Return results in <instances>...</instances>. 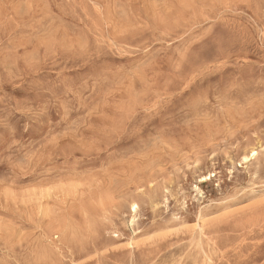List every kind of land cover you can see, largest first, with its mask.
<instances>
[{
	"label": "rangeland",
	"instance_id": "obj_1",
	"mask_svg": "<svg viewBox=\"0 0 264 264\" xmlns=\"http://www.w3.org/2000/svg\"><path fill=\"white\" fill-rule=\"evenodd\" d=\"M0 264H264V0H0Z\"/></svg>",
	"mask_w": 264,
	"mask_h": 264
},
{
	"label": "bare ground",
	"instance_id": "obj_2",
	"mask_svg": "<svg viewBox=\"0 0 264 264\" xmlns=\"http://www.w3.org/2000/svg\"><path fill=\"white\" fill-rule=\"evenodd\" d=\"M248 154H251L252 157H254V156L256 155V152H255V150H251V151L248 152ZM240 167H241V166H240ZM199 184H200V183H199ZM166 201H167V200H166ZM191 203H192V202H191ZM132 207H133L134 210H136L137 205L134 203V204L132 205ZM182 229H183V228H182ZM182 229H181V230H182ZM179 231H180V230H179ZM170 233H171V232H170ZM170 233H169V234H170ZM175 233H176V231H175Z\"/></svg>",
	"mask_w": 264,
	"mask_h": 264
}]
</instances>
